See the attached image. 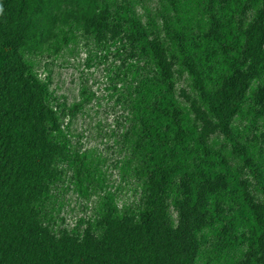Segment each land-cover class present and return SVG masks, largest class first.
<instances>
[{
    "label": "trees",
    "instance_id": "obj_1",
    "mask_svg": "<svg viewBox=\"0 0 264 264\" xmlns=\"http://www.w3.org/2000/svg\"><path fill=\"white\" fill-rule=\"evenodd\" d=\"M0 0V264H264V0ZM79 31L115 46L133 206L113 193L81 231L56 229L63 164L95 160L28 58ZM84 94V93H83ZM247 121L237 127V117Z\"/></svg>",
    "mask_w": 264,
    "mask_h": 264
},
{
    "label": "rangeland",
    "instance_id": "obj_2",
    "mask_svg": "<svg viewBox=\"0 0 264 264\" xmlns=\"http://www.w3.org/2000/svg\"><path fill=\"white\" fill-rule=\"evenodd\" d=\"M136 2L145 19L156 17L161 5L160 0ZM28 58L49 84L53 99L55 96L68 106L83 101L79 110L67 108L63 125L74 148L88 151L95 160V179L90 182L85 177L82 186L74 169L63 164V181L50 205L51 225L71 231L85 229L103 210L108 193L114 194L120 207L136 204L143 190L128 165L130 148L124 139L119 76L122 58L115 46L98 44L83 31H76L69 44L54 45V39L49 40ZM235 124L245 130L247 121L240 115ZM197 264H205V259Z\"/></svg>",
    "mask_w": 264,
    "mask_h": 264
},
{
    "label": "clouds",
    "instance_id": "obj_3",
    "mask_svg": "<svg viewBox=\"0 0 264 264\" xmlns=\"http://www.w3.org/2000/svg\"><path fill=\"white\" fill-rule=\"evenodd\" d=\"M0 11H2V9H0Z\"/></svg>",
    "mask_w": 264,
    "mask_h": 264
}]
</instances>
